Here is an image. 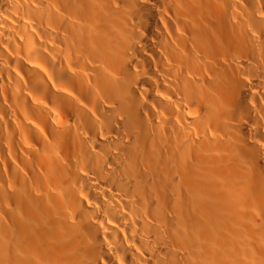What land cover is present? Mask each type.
I'll list each match as a JSON object with an SVG mask.
<instances>
[{
	"label": "bare ground",
	"instance_id": "6f19581e",
	"mask_svg": "<svg viewBox=\"0 0 264 264\" xmlns=\"http://www.w3.org/2000/svg\"><path fill=\"white\" fill-rule=\"evenodd\" d=\"M0 264H264V0H0Z\"/></svg>",
	"mask_w": 264,
	"mask_h": 264
}]
</instances>
